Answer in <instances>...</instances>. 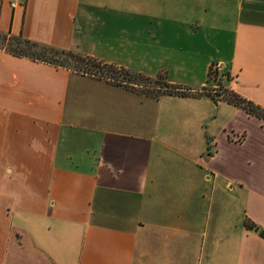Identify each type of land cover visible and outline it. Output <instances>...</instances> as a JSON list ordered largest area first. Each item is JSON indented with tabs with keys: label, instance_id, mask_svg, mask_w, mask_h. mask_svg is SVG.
Segmentation results:
<instances>
[{
	"label": "crops",
	"instance_id": "0c3cea01",
	"mask_svg": "<svg viewBox=\"0 0 264 264\" xmlns=\"http://www.w3.org/2000/svg\"><path fill=\"white\" fill-rule=\"evenodd\" d=\"M0 33L264 108V0H0ZM134 87L0 49V264H264V119Z\"/></svg>",
	"mask_w": 264,
	"mask_h": 264
},
{
	"label": "trees",
	"instance_id": "16d2710c",
	"mask_svg": "<svg viewBox=\"0 0 264 264\" xmlns=\"http://www.w3.org/2000/svg\"><path fill=\"white\" fill-rule=\"evenodd\" d=\"M0 49L14 56H24L35 61H42L55 66L72 68L76 71L112 78L116 83H121L125 86L133 84L138 86L141 83L140 85L143 86L141 89L137 87H134V89L153 97H158L161 94L207 95L214 101H225L241 108L249 115L264 119V108L223 86L221 76H218L217 70L213 67L208 70V82H211V84L215 83L217 86L212 93L210 87L202 88L200 91H191L170 86L163 81L162 77H160L161 81H152L150 78L141 74L133 73L122 68H115L89 56H81L68 50L39 44L23 38L20 34L8 35L0 33ZM68 61H72L75 66L69 67L67 65ZM244 225L248 229H256V232L264 238L263 229L247 221H244Z\"/></svg>",
	"mask_w": 264,
	"mask_h": 264
},
{
	"label": "rangeland",
	"instance_id": "374dc122",
	"mask_svg": "<svg viewBox=\"0 0 264 264\" xmlns=\"http://www.w3.org/2000/svg\"><path fill=\"white\" fill-rule=\"evenodd\" d=\"M147 46L154 47V48H161L162 46H164V40L151 39L148 41ZM155 55L156 56H153L148 62H146V61L145 62H136L134 64V66H136L140 69H143L144 73H145V75H143V76L150 78L152 81H161V78L159 75L162 74L163 75V78H162L163 81L165 80V82L168 83V85L173 86V85H171V83L168 82V79L165 76V73H167V72H166V69L164 68V65H162V66L159 65V63L161 62V58L159 57V55L157 53H155ZM67 65L69 67L75 66V65H73L72 61H68ZM218 76H220V75L218 74ZM140 84L137 86V88H139V89H141V87H143ZM174 87H177V86H174ZM179 88H181V87H179ZM182 89H185V88H182Z\"/></svg>",
	"mask_w": 264,
	"mask_h": 264
},
{
	"label": "built area",
	"instance_id": "2783aa9c",
	"mask_svg": "<svg viewBox=\"0 0 264 264\" xmlns=\"http://www.w3.org/2000/svg\"><path fill=\"white\" fill-rule=\"evenodd\" d=\"M11 5L14 6L15 3H11ZM216 70H217V69H216ZM217 72H218V70H217ZM213 84H214V83H213ZM210 88L212 89V93H213L214 90L217 88V86L214 84V86L212 85Z\"/></svg>",
	"mask_w": 264,
	"mask_h": 264
},
{
	"label": "water",
	"instance_id": "95a60500",
	"mask_svg": "<svg viewBox=\"0 0 264 264\" xmlns=\"http://www.w3.org/2000/svg\"><path fill=\"white\" fill-rule=\"evenodd\" d=\"M255 231H256V229H255Z\"/></svg>",
	"mask_w": 264,
	"mask_h": 264
}]
</instances>
